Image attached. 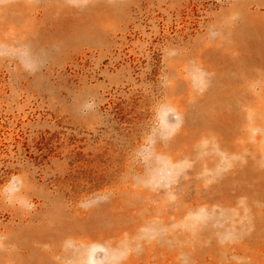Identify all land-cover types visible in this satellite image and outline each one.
<instances>
[{"label": "rangeland", "instance_id": "obj_1", "mask_svg": "<svg viewBox=\"0 0 264 264\" xmlns=\"http://www.w3.org/2000/svg\"><path fill=\"white\" fill-rule=\"evenodd\" d=\"M0 264H264V0H0Z\"/></svg>", "mask_w": 264, "mask_h": 264}, {"label": "clouds", "instance_id": "obj_2", "mask_svg": "<svg viewBox=\"0 0 264 264\" xmlns=\"http://www.w3.org/2000/svg\"><path fill=\"white\" fill-rule=\"evenodd\" d=\"M88 107H91V105H87Z\"/></svg>", "mask_w": 264, "mask_h": 264}]
</instances>
